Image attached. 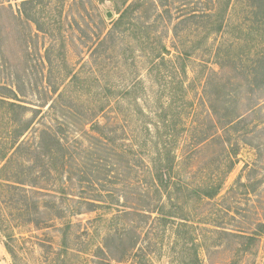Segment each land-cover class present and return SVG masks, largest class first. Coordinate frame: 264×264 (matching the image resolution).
<instances>
[{
	"label": "rangeland",
	"instance_id": "1",
	"mask_svg": "<svg viewBox=\"0 0 264 264\" xmlns=\"http://www.w3.org/2000/svg\"><path fill=\"white\" fill-rule=\"evenodd\" d=\"M9 1L0 0L7 8H0V264H195L192 240L199 264H264V96L252 74L264 55L257 1L46 0L38 5L41 31L33 8L22 15L23 0ZM125 3H141L134 26L102 41L101 19L117 20ZM218 19L228 26L215 33ZM161 52L167 62L152 67ZM175 61L187 64L188 77L173 72ZM10 102L26 106L25 115ZM61 107L83 115L66 131L74 160L49 175L56 161L33 149L40 130L63 123ZM239 117L242 125L226 129ZM98 125L114 131L116 148L138 166L131 187H109L119 191L118 205L104 193L105 204L89 211L102 187L82 183L79 168L91 146L85 132H102ZM159 156L174 160L179 184L165 211L185 221L129 208L138 205L135 197L127 202L129 190L151 187ZM219 183L215 199L191 193ZM180 223L186 240L178 242ZM254 234L261 236L246 252Z\"/></svg>",
	"mask_w": 264,
	"mask_h": 264
},
{
	"label": "trees",
	"instance_id": "2",
	"mask_svg": "<svg viewBox=\"0 0 264 264\" xmlns=\"http://www.w3.org/2000/svg\"><path fill=\"white\" fill-rule=\"evenodd\" d=\"M11 1H18V0H10ZM46 0H23L20 4V10L19 14L25 15L27 8L31 7L30 9H34L33 15H35V20H30L33 22V24L36 26L37 30H42L41 29V24L39 23V19L37 17L38 13L41 11L39 4L44 3ZM229 1L231 2L232 0H227V7ZM258 3V7L264 11V0H256ZM141 3H130L127 4L125 3L124 7L120 10L119 12V18L113 22L106 23L104 20L101 19L103 28L101 31H103L102 34L97 35L102 41L106 40V38H112L118 37L120 35H124L128 30V25L133 27V23L131 22V15H134L139 11L141 8L140 6ZM10 6V11L13 17L17 20L20 19L16 16V12L13 10V7L11 4ZM5 5H2L0 7L2 10L6 7H3ZM43 9V7H42ZM28 15V14H26ZM28 17H30L28 15ZM209 17V16H208ZM213 17V15L211 16ZM33 19V18H32ZM228 25L224 24L220 19L216 20L215 22V33L221 32L224 28H226ZM127 27V28H126ZM130 31V30H129ZM162 51H167L165 47L162 48ZM159 59L161 61L159 62ZM178 59V58H176ZM154 60V59H153ZM259 62L257 63L258 65H255L256 68L253 71V76L254 80L258 81V90L261 92V97L264 96V55H261L259 57ZM171 64H173L174 60H170ZM166 58L164 56V53H159L158 58L155 59L156 64H153L152 67L157 68L159 64L165 63ZM175 67L173 65V72L176 74L177 72H181L184 77H188V67L187 64L183 62V64H177V61H175ZM78 77L74 78L73 80H77ZM72 82V81H71ZM71 82L68 85H71ZM112 90V89H110ZM15 90H11V94L15 96L14 94ZM53 94L58 95L59 91L58 90H53ZM59 96V95H58ZM61 96V94H60ZM59 96V97H60ZM11 98V97H9ZM10 106L12 108H17L18 111L20 112V116L25 115V111L27 109L26 106L21 105V104H16L10 102ZM63 110L62 118L64 116L65 120L63 123H59L60 126L56 127L54 130L52 127H47L43 128L40 130L38 133L39 137H37V145H36V151L33 149V154L34 152L36 153V156H41L45 159H48L49 161H56V163L53 165L54 167L47 169L49 175L52 174V169L57 166V163L62 164V172L64 173V168L67 163V159H73L74 157L72 154H68V142L66 137L67 134V129L72 128L73 126L76 127L77 125L75 124V119L79 121V118L81 115L80 114L78 117H75V110L73 108H70L73 112V115L68 112V110H65L61 107ZM263 109H260L259 112L261 113ZM102 113L105 114L104 108L101 110ZM104 118V116H102ZM102 118V119H103ZM110 117L108 115L107 117V125L109 126L111 123L108 122L110 120ZM22 121V120H21ZM227 127H234L235 125H242L243 124V119L235 118L234 120L228 121ZM32 123L27 122L23 123L22 128L17 132V139H20L25 136L27 131L30 129ZM111 125H114L112 122ZM78 127V126H77ZM99 130L102 131L101 125H98ZM49 130V131H48ZM76 131V130H75ZM65 132V133H64ZM77 132V131H76ZM84 132V131H83ZM114 131H109L108 133L105 132H99L98 130H88V132L85 136V139L88 140L91 144L90 148L87 149V151L84 152L83 158L81 160V167L79 168V177L81 178L82 183H88L89 185H92L94 188L95 185H100L102 188L100 190L97 189L101 194L98 196L97 199L99 200H93L91 203V208L89 211H94L96 207L101 206V204H105L104 199V193L107 194V197L113 198L114 197L117 199L118 202L115 205H118L121 201V196L119 195V191L116 189V192H111L109 190V187H116L117 185H123L125 189L128 187H131V185H126L127 179L137 171L136 167L138 165L133 164V159L129 158L128 155H122L121 151H119L116 148V142L119 138H116V135L113 133ZM81 138V136H80ZM84 140V139H83ZM80 142V141H79ZM82 143V142H80ZM23 144V142H22ZM22 144L18 146L21 148ZM256 149L258 150V154L261 153L260 146H256ZM129 154H133V152H129ZM238 155V152L235 151L230 157H236ZM127 156V157H126ZM5 157V156H4ZM155 166L153 169L150 171V177H151V187L147 190H143L144 192L139 193V189L137 187L132 188L129 190V194L132 195L126 196V200L128 203L131 202V200L135 197V199L138 201V205L132 204L131 207L134 209L133 211H139L140 213H145V214H150L152 217L154 214L160 216V220H171L172 217H175L177 220L181 219L182 221H185L184 219L181 218V216H177L174 214V212H167L165 211L166 209V203L164 199H168L170 201L173 200L172 194H173V189L177 188L179 186L178 183L175 182V162L172 158H168L165 160L164 158L162 159L161 156H159V159H155ZM231 166L235 164L233 160H231ZM60 173V174H61ZM72 179V178H71ZM140 183V182H139ZM128 184V183H127ZM111 185V186H109ZM135 186V184H133ZM140 187V186H139ZM224 187V183H219V184H212L205 186L203 188H197L191 191L192 194H195L198 198H207V199H215L219 196L221 193L222 189ZM154 189V194L151 193V189ZM178 190H182L181 188L178 187ZM102 199V200H101ZM107 200V199H106ZM107 202V201H106ZM101 203V204H100ZM129 205V204H128ZM128 205H124L122 207H128ZM131 212V211H129ZM137 213V212H136ZM169 213V214H168ZM138 214V213H137ZM187 227V224L180 223L178 227L175 228V236L179 242L181 239L182 241L184 238V233L185 230L181 229ZM255 236H247V240H249L248 246H246V252H248V247L254 244V241L260 237V234H254ZM238 237H243L242 235H237ZM246 237V236H245ZM256 242V241H255ZM192 254L191 257H193L195 264H199L200 260L198 257V252H197V247H196V242L194 240L191 241V248L189 249V253L187 254Z\"/></svg>",
	"mask_w": 264,
	"mask_h": 264
},
{
	"label": "water",
	"instance_id": "3",
	"mask_svg": "<svg viewBox=\"0 0 264 264\" xmlns=\"http://www.w3.org/2000/svg\"><path fill=\"white\" fill-rule=\"evenodd\" d=\"M110 17V16H109Z\"/></svg>",
	"mask_w": 264,
	"mask_h": 264
}]
</instances>
